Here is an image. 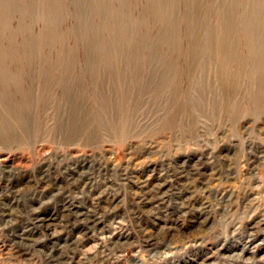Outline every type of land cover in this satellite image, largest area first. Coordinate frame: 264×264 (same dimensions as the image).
I'll return each mask as SVG.
<instances>
[{"label": "rangeland", "instance_id": "374dc122", "mask_svg": "<svg viewBox=\"0 0 264 264\" xmlns=\"http://www.w3.org/2000/svg\"><path fill=\"white\" fill-rule=\"evenodd\" d=\"M0 264H264V0H0Z\"/></svg>", "mask_w": 264, "mask_h": 264}]
</instances>
